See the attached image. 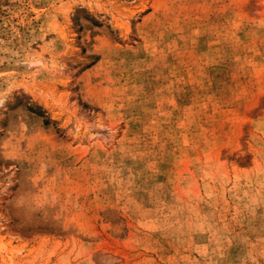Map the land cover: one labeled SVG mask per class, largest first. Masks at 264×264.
Here are the masks:
<instances>
[{"label": "rangeland", "instance_id": "374dc122", "mask_svg": "<svg viewBox=\"0 0 264 264\" xmlns=\"http://www.w3.org/2000/svg\"><path fill=\"white\" fill-rule=\"evenodd\" d=\"M0 264H264V0H0Z\"/></svg>", "mask_w": 264, "mask_h": 264}]
</instances>
